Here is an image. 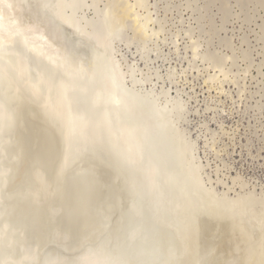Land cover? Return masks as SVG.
<instances>
[{
  "label": "rangeland",
  "instance_id": "obj_1",
  "mask_svg": "<svg viewBox=\"0 0 264 264\" xmlns=\"http://www.w3.org/2000/svg\"><path fill=\"white\" fill-rule=\"evenodd\" d=\"M27 1L24 11L28 16L25 12L22 16L41 21L39 25L41 27L46 26L43 28L47 34L50 33L47 37L51 44L55 45L63 58L66 56L64 58L66 67L48 66L44 57L48 54H44V51L43 54L37 53L33 37H29L24 49L35 58L36 67L46 71L52 77H65L68 80L75 79L74 81L88 84L86 87H79L76 97L79 98V100L77 99L78 110L82 109L84 113L88 114L86 116L84 114L80 120L84 119V116L87 118L89 116L91 118L89 121L92 120L93 123L88 119L82 120L84 123L89 122L87 125L84 124L86 127L83 132L82 126L78 130L82 133L74 130L71 133H74L75 138L77 137L76 141H82L78 137L86 136L83 140L93 143L96 141L98 145L94 143L96 146L94 149L97 148L99 153L106 150L105 153L102 152L101 157L107 159L104 160L108 162H106L108 165L89 171L98 178L100 184L96 188L90 210L82 216H78L70 208L71 187L67 178L58 189H54L55 185L52 181L56 169L64 163L63 158L67 151L65 147H62L63 150H61L55 143H42L40 155L37 157L38 161H34V165L46 176L49 188L54 195V202L50 215L40 220L36 218V214L30 208L22 212V217L19 219L21 221L16 219L20 232L24 233L25 245L32 248V252L39 253L38 255L45 253L47 258L46 254H48V261L51 257L53 259L50 261L51 264L54 262H56L55 264H68L71 261V264L73 261L80 264L81 261H77L79 257L84 256L88 251L85 258L90 252L95 254L92 249L100 250L102 248L99 247L103 244V250L106 248L107 250H100L103 253L97 251V254H104L102 256L105 259L108 256L110 258V255L113 256L111 257L113 260L120 257L128 264H184L189 260L191 262L188 264H194L196 261L195 264H245L246 262H249L246 264H255L258 252H264L262 249L264 248V0H62L58 4L59 6L57 5L59 0ZM122 7L129 8L132 11V13L130 12L131 16L121 26L123 28H115L116 20L114 18L115 22L113 21L112 15ZM54 10H59V13L63 15L66 14L65 17H69L68 19L73 24L87 33H91L94 37L111 40L110 50L112 49L114 52L111 53L112 57L108 56L105 61L109 64L113 57L114 62L117 60L115 64L113 63L115 75L120 80L122 87L134 96L135 101L138 99L136 101L138 109L131 111L134 113L123 112L131 119L130 123L137 125L139 130L143 129L140 127L143 123L142 119L148 121L145 125L146 127L149 125L146 128L149 134L148 139H152L151 141L155 143L150 146V142H148L150 148L147 146V151L143 152L141 165L136 167L130 161L132 157L127 153L124 143L119 140L116 142L117 139L112 134L113 128L110 122L105 119L104 122L101 119L102 111L93 106L92 98L89 96L91 92L98 93L94 87L90 86L92 81L96 82L98 86L97 77L99 78V75H95L98 69L92 64L99 65L95 61L97 60L96 55L99 56L103 49L94 39L84 40L74 35L75 30L71 27H67V29L59 27L57 21L55 19L53 21L54 16L51 17ZM44 16L48 17L50 21L46 20ZM77 44L79 48L88 47L92 50V52L81 50L79 52L82 59H78L83 66H87L86 69H83V66L80 69L83 72L81 74L84 75L80 76V80L79 76L74 77L76 76L75 73L72 74L74 71L69 70L68 63L73 60L72 54L67 57V52H73ZM59 45L63 47L61 48ZM12 46H17L16 38L9 35L7 30L0 28V51L7 50L6 48ZM66 48H70V50L65 51ZM91 75L94 77L91 78ZM124 80L125 83H123ZM102 90L104 91V88ZM148 100L151 104H148ZM140 113H146L145 117H141ZM93 119L96 120L95 123ZM101 121L108 123V128L105 127L106 131L98 129ZM97 122H99V126H97ZM95 125L96 127L93 128ZM103 127L102 125L100 128ZM90 129L94 131L91 132ZM86 130L91 133L87 134ZM96 130H99L98 133ZM109 131L110 134H108ZM68 132L67 129L66 134ZM76 133L82 134V136H78ZM103 133L106 136V141L109 140L108 144L107 142L102 143L104 141V138L101 139L104 137ZM91 135H95V139ZM73 138L69 140L71 141ZM75 142L73 141L72 145L76 144ZM101 143L109 146L110 149L104 148V145L102 147ZM111 146L113 147L111 148ZM151 149H155L154 154ZM62 151H64L63 154ZM107 153H111L110 156L108 154L109 158ZM123 154L125 158H123ZM160 154L162 157L159 156ZM110 157L114 163H111ZM118 161L124 165V176L110 168V166L114 167L112 164L114 165ZM155 163L156 165H154ZM153 165L158 168L157 170L161 174L156 179L152 178L155 175L150 173ZM133 168L135 169L132 170ZM128 170L130 172H127ZM147 174L152 175L151 179L154 181H151L150 177H145L148 176ZM154 186L157 187L154 188ZM150 193L156 195L151 196ZM138 195L145 200L137 198ZM95 198L96 201L97 198L98 200L102 199V202L101 200L98 201L99 203L96 202ZM159 202L160 204L166 203L160 206ZM105 204L111 208H107ZM145 204L146 207L142 206ZM166 206H170L169 209ZM161 207H163V211H166L163 212ZM146 208L152 210L147 211ZM131 211L136 213L132 214ZM180 213L183 214L180 215ZM200 213L207 214L205 216ZM56 216L58 217L56 218ZM141 216H143L142 219ZM178 217L180 218L176 219ZM152 220L154 224H151ZM135 221L136 223H134ZM189 222L191 223L189 224ZM161 224L163 225L161 226ZM133 226L135 229L139 227L141 230L138 228L139 230L135 231ZM225 227H230V236H232L230 237L231 241L227 242V253L221 252L219 248ZM127 228L129 229L127 230ZM186 229L188 230L186 231ZM160 230H165V232H160ZM174 231L177 232L176 236H174ZM184 231L189 235L186 236ZM148 233L152 234L147 235ZM172 235L174 237H170ZM163 236L166 238L163 239ZM184 237L188 240V245L183 242L186 241ZM196 237L198 240L195 239ZM238 237L239 239H237ZM103 240L107 241L105 242L109 245L108 247H106L107 244H102ZM156 240H164L160 241L161 243L158 241V246L162 251L155 245ZM150 242L155 244L152 243V246ZM177 242H180L181 249L178 247L180 245H176ZM235 242L239 244L237 245ZM141 243H146V245ZM164 244L168 245L169 249L165 248ZM145 246L148 249H145ZM137 247H143L145 250L142 248L143 251H141L140 248L139 251ZM189 247L192 249L190 250ZM182 248L189 254L185 255ZM173 250L175 251L173 252ZM189 250L193 253H190ZM196 250L199 252L196 253ZM163 252L166 253L163 254ZM132 253L133 255H131ZM199 253L201 254L198 255ZM92 254L90 256H94ZM151 254L156 255L157 258ZM177 255L179 257H176ZM56 256L57 259L54 258ZM149 256L150 258H148ZM120 258L116 260H120ZM132 259L136 260L132 261ZM160 259L162 260L160 261ZM69 260L70 262H68Z\"/></svg>",
  "mask_w": 264,
  "mask_h": 264
},
{
  "label": "bare ground",
  "instance_id": "obj_2",
  "mask_svg": "<svg viewBox=\"0 0 264 264\" xmlns=\"http://www.w3.org/2000/svg\"><path fill=\"white\" fill-rule=\"evenodd\" d=\"M60 1H62V0H59L58 3L56 2L57 5L59 4ZM27 2H28L27 0H0V28L7 30L9 35H11L14 39L16 38V43H17V46L8 47V48H6L7 50L0 51V264H49L50 261L53 260L52 257L50 256L51 259H50V261H48V258H49L48 254H46L47 258L44 255L45 253L38 255L39 253L36 254L35 252H32L33 251L32 248H29L28 246L25 245L24 240H23L24 233L22 234V232H20V230L18 228L19 224L17 223L18 221H16V219L19 220L20 217H22V212L27 208L28 209L30 208V210H32L36 214V218H38L39 220L41 218L46 217L47 215H50V212H52L51 207H52V204L54 202L53 201L54 195L52 194L53 192L49 188V184L47 182V178L44 175V173L39 171L34 165V161H36V160L38 161L37 157H39V155H40L39 152H40V148H42L41 147L42 143L43 144L49 143V142H51V144L55 143V145H57L59 148H61V150H63L62 147H65V149L67 151L66 156L63 158L64 163H62V165L60 163L61 167L56 169L55 174H54V178L52 179V181H53V184L55 185L54 189L55 188L58 189L59 187L61 188L62 184L66 180L65 178H67V180L69 181L70 187H71L70 188V194H71L70 208H71V210H73L75 215H78V216L79 215L82 216L85 212L90 210L92 200L94 201L95 193L97 190L96 188H98V186L100 184L98 181V178L95 175L93 176L92 172H89V171H91V169H93V168L97 169V167L98 168L99 167L104 168V166H106V164L108 163L107 161H106L107 162L106 163L104 160L106 158L102 159L103 157H101L102 152L104 151V153H105L106 150H102V152L99 153L100 151H98L97 148L94 149V147H96V146H94V143H96V141L93 143L92 141L89 142V141L83 140L87 137V136L84 137V135H83L84 138L78 137V139L81 138L80 140H82V141L77 140L78 141L77 142L76 141L77 137L75 138L74 133L73 134L71 133V132H73V130L76 132H81L78 130L82 126H83V129H82V132H83L84 127H86V125L90 121H92V120L89 121V118H90L89 116H88V118L85 117L87 113H84L81 108H80L81 110H78L79 98L76 97L78 95V94H76V91H79L78 90L79 87L80 88L82 86L86 87L88 84L82 83L80 81H74L75 79L74 80H70V79L68 80L65 77H63V78L52 77L50 74H47L46 71L36 67L35 58L32 55H30L27 51H25L24 48L26 47V42H28L29 37H33V38H35L34 40H35V44H36L37 53L43 54L42 52L44 51V54H48V55L44 56L48 66H50V67H60V66L66 67L64 65L66 63L65 59H64V58H66V56H64V58H63V56L60 54V52L56 49L55 45L51 44V41L47 37V35H49L50 33L47 34L46 31L44 30V28L46 27V26L45 27L43 26L44 23H42L43 24L42 26L44 27L43 28V27L39 26L41 24V21L40 22L35 21V20H32L31 18H30L31 19L30 20L29 18L22 16L23 12H25V14H26V11H24L25 10L24 7H25ZM46 5H47V3H46ZM51 7H52V5H51ZM64 9H65V7H64ZM27 10H28V8H27ZM52 10H51V12H52ZM28 12H29V10L27 11V13ZM130 12L132 13V11H130L129 8L122 7L120 9H117V11L114 14L112 13L113 14L112 15L113 21L115 22V20H116V22L114 24L115 28L116 27L123 28L121 26H123L124 22L130 18V16H131ZM50 15H52V13ZM65 15H63L62 13H59V10L58 11L54 10L53 15L51 17L54 16L53 21L55 19L57 21V25L59 27L66 28V29H67V27H69V28L71 27L72 29L75 30L74 35H76L79 38H82L84 40L94 39L98 43V46H100L103 49L102 53L99 56L96 55L97 60H95V61L99 65L92 64L93 66L97 67L98 71H97V73H95V75H99V78L97 77L98 86H97L96 82L94 83V81H92V85H90L92 88L94 87L98 91V93L97 92H94V93L91 92V94L89 95L92 98L93 103L92 102L91 103L93 104V106L95 108H98L100 111H102L103 116L101 117V119H103V121L105 119V120H108L110 122V124L113 128L111 130L112 134L114 135V138L117 139L116 142H118V140H119V141L124 143L123 145H125V149H126L127 153L132 157V160H130V161H132V163L137 167L138 165L142 164L141 160L143 158V152L147 151V146H149V145L153 146L155 143H153V141H151L152 139L151 140L148 139L149 134L146 131V128L149 125H147V127L145 126L148 121L146 122L144 119H142V122L144 123V121H145V124H143L142 122L141 123L145 127L141 125L140 127H143V129L140 128V130H139L137 125L135 126L133 123H130L131 119L128 118L126 116L127 114L124 113L126 111H127L126 113H129V112H130V114L134 113V112L131 113V111H134V109H138L137 104H136L137 103L136 101L138 99H136V101H135V99L133 98L134 96H132L130 94V92H128L126 89H124L122 87V85L120 84V80H118L117 76L115 75L116 72H115L114 64L117 62V60H115L116 62H114L113 61L114 57H113L111 63L108 64L107 61H105V59H107V57L110 56L111 53L114 52V50H112V49L110 50V44H111L110 41L111 40H108V41L107 40H101L100 38L98 39V38L94 37L91 33H87V31H84L80 27L73 24L70 21V19H68L69 17L67 18V17H65ZM32 16L33 15H31V17ZM47 16H48V14H47ZM39 18H42V17H39ZM44 18H46V20L49 19L48 17H45V16H44ZM114 18H115V20H114ZM46 20H44V21H46ZM48 21H50V19ZM53 21H51V22H53ZM112 24H113V22H112ZM53 31H55V30H53ZM69 33H71V32H69ZM69 38H70V36H69ZM59 46L61 48L63 47L62 45H59ZM74 48H75V50L73 52L71 51L72 53L69 51L70 48H66L64 50L69 51V52H67V57H69V55L72 54L71 57L73 58V60L71 59L72 61L68 63L69 67H70L69 70L74 71L72 74L74 75V73H75L76 76H74V77L77 78L79 76L78 79L80 80V76L82 75L81 73H83L80 69L82 68L83 64L80 61L82 58H81V53L79 54V52H80V50L92 52V50H91V48L88 49V47L87 48H79L78 44ZM112 55H111V57H112ZM78 58H80V60ZM83 67H84L83 69H86L87 66H83ZM73 75H71L72 78H73ZM82 76H84V75H82ZM90 77L93 78L94 76L91 75ZM124 79H125V77H124ZM125 80L123 83H125ZM101 88L102 89L104 88V91ZM131 88H133V87H131ZM135 89L137 90V88H135ZM85 94H88V93H85ZM156 103H158V102H156ZM148 104H151L150 101ZM76 105H77V109H76ZM166 108L168 109L169 107H166ZM163 109H165V108H163ZM135 113H137V112L135 111ZM84 114H85V116L83 117L84 119L80 120V118ZM140 114H142V115H140ZM140 114L139 115L141 117H145L144 115L146 113H144V114L140 113ZM87 119L89 121L88 123L86 121H85L86 123H84V121H82V120H87ZM100 120H99V122H100ZM95 121L96 120H94V123H95ZM103 121H101L102 123H100V127H102V125L104 127L103 128L99 127L98 128L99 130L100 129L103 130V129H105V127L108 128V126H109L108 123L106 124V123H104L105 121L104 122ZM99 122H97V124ZM138 122H139V120H138ZM92 123H93V121H92ZM84 124H86V125L84 126ZM97 126H99V124ZM95 127H96V125L93 128H95ZM67 129L69 130V132H68L69 135L66 134ZM99 130H96V132ZM90 131H91V129H90ZM90 131H87L86 133L90 134L94 130L91 132ZM105 131H106V129H105ZM76 134L78 136H80V135L82 136V134H78V133H76ZM84 134H85V132H84ZM108 134H110V131L108 132ZM72 135L74 138L72 137ZM98 135H102V134H98ZM104 135L105 134L103 133V136ZM94 136L95 135H93L92 137L94 138ZM71 137L73 138V140H71L72 142L69 140V139H72ZM105 137L106 136L101 138V139L104 138L103 139L104 141L102 143L107 142V144H108L109 140L106 141ZM107 137L109 138L108 135H107ZM99 139H98V141H101ZM73 141L74 142L76 141L75 142L76 144L72 145ZM148 142H150L149 145H148ZM102 143H101L102 147L104 145V148H108V150L110 149L109 146H107V145L105 146V144H102ZM96 145H98V143H96ZM150 146L148 148H150ZM112 147L113 146H111V148ZM104 148H102V149H104ZM151 150H152V153L155 151V149L154 150L151 149ZM63 152L64 151H62V154H63ZM149 152H151V151H149ZM111 153H107V156H108V154L110 156ZM109 156H108V158H109ZM123 156H124V154H123ZM159 156L162 157L161 154ZM58 157H59V153H58ZM111 158L112 157H110V159ZM115 158H116V156H115ZM123 158H125V156ZM108 161H110V160H108ZM111 163H114V161H112V159H111ZM124 163H125V161H124ZM126 163H127V161H126ZM154 165H156V163ZM154 165L151 166L152 171L150 173L151 174L153 173V175H155V176H152V175L151 176H152V178L154 177L156 179V177L158 178L161 174L157 170L158 168ZM112 166H114V167L110 166V168L115 170V172H117L118 174L124 176L125 169H124V165H122L121 161H118V163L116 162V164H114V165L112 164ZM107 168H109V167L107 166ZM134 169L135 168H133L132 170H134ZM42 170H43V168H42ZM105 170H107V169H105ZM129 170L127 172H130ZM145 172H146V170H145ZM160 172L162 173V171H160ZM118 174H114V175H118ZM151 176L148 175L145 177H148V178L150 177V179H151ZM116 177H118V176H116ZM110 178H111V176H110ZM128 180H130V179H128ZM139 180H141V179H139ZM125 181H127V180H125ZM151 181H154V179H151ZM129 184H132V183H129ZM129 184H127V185H129ZM50 186H52V185L50 184ZM117 186H118V184H117ZM126 187H128V186H126ZM155 187H157V186H154V188ZM131 188H132V186H131ZM198 191H200V190H198ZM154 192H155V189H154ZM150 195H151V193H150ZM154 195H156V194H154ZM145 196H147V195H145ZM197 196L199 197V194ZM138 197H139V199L141 198V200H143V201L145 200V199H142L143 197H141L139 195L137 196V198ZM100 200L102 202V199H100ZM100 200H98V198H97V201H96V198H95L96 202H98ZM142 202H141V204H142ZM150 202H152V201H150ZM157 202H156V204H157ZM166 202H162L161 204L166 203ZM137 203H139V202H137ZM167 203H169V202H167ZM193 203H194V201H193ZM202 203H204V202H202ZM206 203H208V202H206ZM206 203H205V205H207ZM161 204L159 202L158 205L162 206ZM134 205H135V203H134ZM105 206H106V204H105ZM142 206L146 207V204L142 205ZM172 206H173V203H172ZM153 207H154V205H153ZM168 207H170V206H168ZM168 207H167V209H169ZM107 208H111V207H107ZM157 208H158V206H157ZM157 208H155V209L157 210ZM161 208L163 211V207H161ZM202 208H204V207H202ZM134 209H137V208H134ZM198 209H200V208H198ZM207 209H209V208H207ZM131 210H133L132 207H131ZM138 210H140V209H138ZM148 210H152V209H147V211ZM189 210H190V208H189ZM141 211H143V210L141 209ZM164 211H166V210H164ZM200 211H201V209H200ZM138 212H140V211H138ZM131 213H132V211H131ZM133 213H136V212H133ZM141 214H144V213H141ZM181 214H183V213H180V215ZM200 214H203V213H200ZM206 214H205V216H206ZM135 215L137 216V214H135ZM14 216H15V218H14ZM139 216H140V214H139ZM57 217L58 216H56V218ZM130 217L132 218V215ZM142 217L143 216H141V219H142ZM156 217H157V215H156ZM180 217H178L176 219H179ZM76 218H79V217H76ZM185 218H186V216H185ZM181 220H184V219H181ZM19 221H21V220H19ZM193 221H195V220H193ZM130 222H132V221H130ZM152 222H153V220H152ZM134 223H136V221ZM143 223H144V220H143ZM190 223L191 222H189V224ZM129 224H133V223H129ZM138 224L140 225V223H138ZM145 224H147V223H145ZM151 224H154V222ZM157 225H155V226H157ZM162 225L163 224H161V226ZM134 226H136V225H134ZM134 226H133V228L135 229ZM168 227H169V225H168ZM185 227H187V226L185 225ZM196 227H197V225H196ZM138 228L139 227H136L137 230L140 229V228L139 229ZM157 228H160V227H157ZM181 228H182V226H181ZM262 228H263V226H262ZM128 229L129 228H127V230ZM136 229H135V231H136ZM143 229H146V228H143ZM173 229H171V230H173ZM179 229H180V227H179ZM197 229H198V227H197ZM165 230H163V231L160 230V232L161 231L165 232ZM187 230L188 229H186V231ZM146 232H149V231L146 230ZM174 232H175L174 236H176L177 232L176 231H174ZM136 233H138V232H136ZM200 233H202V232H200ZM216 233H218V232H216ZM150 234H152V233H150ZM150 234L148 233L147 235H150ZM184 234H186V236L189 235L185 231H184ZM195 234H197V233H195ZM200 235H202V234H200ZM263 235H264V233H263ZM152 236H154V235H152ZM174 236L172 235L170 237H174ZM258 236H260V234H258ZM54 237H56L58 239L57 236L54 235ZM126 237L128 238V236H126ZM155 237H156V235H155ZM155 237H153V238H155ZM221 237H222V239L220 241L221 244L219 245L220 246L219 248L221 249V252H226V251H228L227 242L229 240L231 241L230 237H232V236H230V227H225L224 234H222ZM56 238H54V239H56ZM147 238H148V236H147ZM164 238H166V237L163 236V239ZM180 238H181V234H180ZM190 238H193V237H190ZM145 239H146V237H145ZM177 239H179V238H177ZM184 239H185V237H184ZM195 239H197V237ZM233 239H232V241H233ZM237 239H239V237ZM131 240H133V239H131ZM141 240H139V241L141 242ZM261 240H263V239H261ZM105 241L103 240L102 244L105 243V245H106L107 241L106 242ZM133 241H135V240H133ZM156 241H157L156 244L153 242L152 243L158 246L159 240H156ZM160 241H159V243L163 242L164 240H162L161 242ZM167 241H168V239H167ZM187 241L188 240L183 241V242H185V244L188 245ZM169 242H170V240H169ZM183 242L181 243L182 245H183ZM133 244H134V242H133ZM141 244H144V243H141ZM153 244H152V246H153ZM235 244L238 245L239 243L235 242ZM103 245H101L99 247V248H102L100 250H103ZM135 245H136V242H135ZM144 245H146V243ZM169 245L172 246V244H169ZM176 245H180V242H177ZM197 245H200V244L197 243ZM108 246L109 245L107 244L106 247H108ZM163 246L165 248L166 247L168 248V245L166 246L164 244ZM171 246H169V247H171ZM127 247H128V244H127ZM143 247H137V248H139L138 250L140 251ZM146 247L147 246H145V249H148ZM172 247H174V245ZM178 247H180V249H181V245ZM109 248L111 250V247H109ZM176 248H174V249H176ZM197 248H199V247H197ZM143 249L141 251H143ZM152 249H151V251H152ZM189 249H190V247H189ZM191 249H192V247H191ZM194 249H195V246H194ZM220 249H218V250H220ZM262 249L264 250V248H262ZM92 250H93V252H95V254L94 253L92 254V252H90V254H92L94 256H90V254H89L88 257L85 258L84 257V256H86L85 254H87L89 252L87 250L88 252L85 253L84 256L82 255V257H84V258L79 257L77 261H81L80 264H126V263L128 264V262L125 263L124 261H122L120 257H116V259L120 258V260H116V259L113 260L111 258V257H113L112 255H110L111 256L110 258H109V256L108 257L106 256L107 259L103 258L104 256H102V255H104V254L100 255V253H103V251L107 250V248L104 249L102 252H100V250H98V249H92ZM123 250H125V248ZM160 250H161V248H160ZM187 250H188V247H187ZM190 250H189V252H190ZM97 251L100 253L97 254L96 253ZM149 251H150V249H149ZM153 251H154V249H153ZM174 251L175 250H173V252ZM183 251H185V250L183 249ZM195 252L197 253L199 251L196 250ZM143 253H145V252H143ZM165 253L163 252V254H165ZM187 253H188V251L187 252L185 251V255H187ZM190 253H193V252L191 251ZM259 253H260V255H258ZM52 254H53V252H52ZM200 254L201 253H199L198 255H200ZM219 254H220V252H219ZM258 254L255 257L256 258V260L254 261L255 264H264V252L263 251L258 252ZM131 255H133V253ZM151 255L156 256L153 254H151ZM180 255H181V250H180ZM203 255H204V253H203ZM206 255H207V252H206ZM160 256H162V255L160 254ZM176 257H179V256L177 255ZM54 258L57 259L58 257L56 256ZM81 258H82V260H80ZM148 258H150V256ZM156 258H157V256H156ZM210 258H212V257H210ZM243 258H245V257H243ZM56 259H54V260H56ZM140 259H142V258L140 257ZM151 259H152V257H151ZM153 259H154V257H153ZM71 260H73V259H71ZM133 260H136V259H132V261ZM161 260L162 259H160V261ZM235 260H236V258H235ZM59 261H60V259H59ZM61 261L63 262V260H61ZM152 261H154V260H152ZM165 261H162V262L164 263ZM216 261H217V259H216ZM242 261L245 263L244 260H242ZM68 262H70V260ZM189 262H191V261L189 260ZM194 262H195V260H194ZM211 262H212V260H211ZM55 263L56 262H54V264ZM71 263H72V261H71ZM71 263H68V264H71ZM185 263L186 262H184V264ZM188 263H186V264H188ZM246 263H249V262H246ZM250 263H251V261H250ZM73 264H76V262L73 261Z\"/></svg>",
  "mask_w": 264,
  "mask_h": 264
}]
</instances>
